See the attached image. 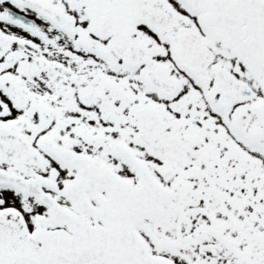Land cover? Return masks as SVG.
I'll list each match as a JSON object with an SVG mask.
<instances>
[{
    "label": "snow or ice",
    "instance_id": "obj_1",
    "mask_svg": "<svg viewBox=\"0 0 264 264\" xmlns=\"http://www.w3.org/2000/svg\"><path fill=\"white\" fill-rule=\"evenodd\" d=\"M0 264H264V0H0Z\"/></svg>",
    "mask_w": 264,
    "mask_h": 264
}]
</instances>
